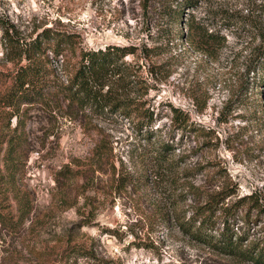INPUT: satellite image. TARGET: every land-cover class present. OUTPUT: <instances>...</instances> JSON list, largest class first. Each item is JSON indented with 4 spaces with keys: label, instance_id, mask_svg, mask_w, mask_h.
Returning a JSON list of instances; mask_svg holds the SVG:
<instances>
[{
    "label": "rangeland",
    "instance_id": "374dc122",
    "mask_svg": "<svg viewBox=\"0 0 264 264\" xmlns=\"http://www.w3.org/2000/svg\"><path fill=\"white\" fill-rule=\"evenodd\" d=\"M174 11L164 0H0V93L14 69L4 26L26 38L45 26L75 32L85 48L130 47L125 60L141 78L130 93L153 111L152 140L173 142L179 164L175 184L171 173L146 178L153 145L134 114L77 108L62 96L22 104L18 116L0 105V130L19 120L10 134L20 136L0 149V264H252L174 218H190L206 194L227 189L222 208L242 200L235 231L248 229L246 243L264 240V67L248 70L264 0H201L179 21ZM174 109L195 132L174 127ZM103 142L112 150L93 154ZM68 241L94 257L62 259Z\"/></svg>",
    "mask_w": 264,
    "mask_h": 264
},
{
    "label": "trees",
    "instance_id": "16d2710c",
    "mask_svg": "<svg viewBox=\"0 0 264 264\" xmlns=\"http://www.w3.org/2000/svg\"><path fill=\"white\" fill-rule=\"evenodd\" d=\"M164 1L167 7L175 9L174 21H179L180 11L184 8H194L201 0ZM194 27L199 31L202 29L198 25ZM207 36L211 37L210 34ZM79 42L77 33L49 26L43 27L34 37L29 38L21 35L14 26H4V56L12 63L14 69L10 83L5 91L0 93V105L11 109L9 117L18 116L22 104L45 103L49 97L62 96L77 108H89L95 112L108 109L110 112H120L126 117L134 114L139 118L136 123L139 129L137 131L143 133L144 130L145 139L148 140L149 145H153L152 156L147 157L146 178L152 177L153 181L159 182L164 181L171 173V183L175 184L177 179L179 180L176 171L179 164L174 159L176 146L170 140H152L155 133L149 127L154 122V113L144 108L143 102L130 93L133 88L141 84L139 70L133 63L125 60V57L132 53L130 47L108 45L104 48H85L79 46ZM252 56L249 72L264 67V33H262V42ZM54 63H60V68ZM58 71L65 79L61 78ZM174 110V127L195 132L197 128L189 123L188 116H181L177 109ZM18 122L19 120L9 132L0 130V149L5 142L11 143L13 140V143L17 144L20 139L19 134L10 133L17 131ZM7 127L9 128V123L5 128ZM108 144L110 142L95 144L93 154H101L102 151L99 149L111 151L112 146ZM111 168L114 175H117L115 164H111ZM128 179H131L128 171L123 172L120 179L118 177L122 184ZM192 191L194 195L200 193L193 185L189 187V192ZM228 193L227 189H223L206 194L205 202L194 208L190 218L178 217L175 214L174 219L184 230L202 239L214 250L236 257L243 262L247 260L252 264H264V240L246 243L248 229H244L240 234L235 231L236 215L242 200L225 208L220 205L225 201ZM259 209V212L264 211L262 207ZM251 219L248 212L244 217L247 228ZM61 255L67 262L69 258L79 255L94 257L91 250L69 241Z\"/></svg>",
    "mask_w": 264,
    "mask_h": 264
}]
</instances>
